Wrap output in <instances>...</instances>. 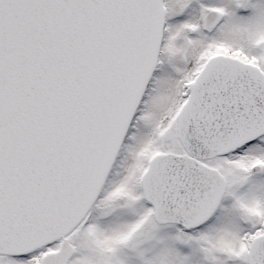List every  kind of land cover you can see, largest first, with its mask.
<instances>
[{
  "label": "snow or ice",
  "instance_id": "1",
  "mask_svg": "<svg viewBox=\"0 0 264 264\" xmlns=\"http://www.w3.org/2000/svg\"><path fill=\"white\" fill-rule=\"evenodd\" d=\"M0 264H264V0H0Z\"/></svg>",
  "mask_w": 264,
  "mask_h": 264
}]
</instances>
